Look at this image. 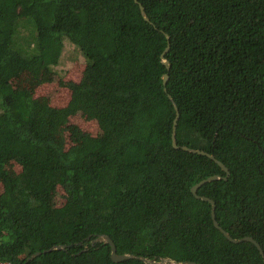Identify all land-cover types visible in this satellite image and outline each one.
<instances>
[{"label":"trees","instance_id":"16d2710c","mask_svg":"<svg viewBox=\"0 0 264 264\" xmlns=\"http://www.w3.org/2000/svg\"><path fill=\"white\" fill-rule=\"evenodd\" d=\"M66 42L86 66L57 107L36 90ZM83 110L100 131L68 144ZM213 175L198 194L264 250V0H0V264H147L103 234L153 261L264 264L193 194Z\"/></svg>","mask_w":264,"mask_h":264},{"label":"rangeland","instance_id":"374dc122","mask_svg":"<svg viewBox=\"0 0 264 264\" xmlns=\"http://www.w3.org/2000/svg\"><path fill=\"white\" fill-rule=\"evenodd\" d=\"M86 66V59L77 49V47L66 42L64 53L55 66L56 72L50 71L47 75V80L40 85L36 94H46L53 105L57 107H64L70 97L71 90L61 82H79L81 81ZM76 126L74 132L73 128ZM78 130L86 131L91 134H96L100 131L97 121L95 122L89 116V111L83 110L78 114L72 115L66 121L65 135L68 144L75 142L78 136ZM19 170V166H12ZM2 191V184L0 183V192ZM63 193L59 190L52 195V202L55 205H61L63 201Z\"/></svg>","mask_w":264,"mask_h":264},{"label":"water","instance_id":"95a60500","mask_svg":"<svg viewBox=\"0 0 264 264\" xmlns=\"http://www.w3.org/2000/svg\"><path fill=\"white\" fill-rule=\"evenodd\" d=\"M136 1H138V0H136ZM140 8H141V11H142V15L145 17V19L146 20H149V18L146 15V11H145L144 6L143 5H140ZM167 37L169 38V35L168 34H167ZM169 48H170V44H168V47L162 53L163 62L167 66L168 69H169V61L166 59L165 54L169 50ZM163 79H164V83L166 85L167 82H168V80H169V74L168 73H165L164 76H163ZM165 90H167L166 87H165ZM178 117H179V113H178L177 118L175 120V123H174V131H173V144H174L175 147H178V144H177V141H176V128H177ZM183 149H185L187 151H190V152H193V153L200 154V155H206V156L210 157L211 159H214L223 168V170L227 173V176L225 178H228L230 176V171H229L228 167H226V165L224 163H222L221 161H219L218 159H216V157L213 154L208 153V152H206L204 150L192 149V148H189L187 146H184ZM219 178H220L219 175H213V176H210V177H208L206 179L201 180L200 182H198L197 184H195L192 187L193 194L197 198L203 199L205 201H209L212 204V218H213V221H214V225L219 230H221L223 232V234L229 240H231L234 243H240V242H243V241L252 242V243H254L259 248L261 254L264 256V250H263L262 246L260 245V243L257 240L254 239V237H252V236H245V237H242V238H234V237H232L219 224V222H218V220L216 218V203H215V201L212 200V199H210L209 197L202 196V195H199L198 194V191L202 187V185H204L205 183H207L209 181L217 180ZM97 241H103V242H106V243H109L110 244V246H111V257H112V259H113L114 262H121V261L128 260V259H139V260H143L147 264H201V263H198V262H195V261H189V260L179 262V261H174V260H171V259H168V258H164L161 261H153V260H150V259H148V258H146L144 256H139V255H135V254H129V253L120 254V253L117 252V246H116L115 242L113 241V239L109 235H106V234H103L99 238L94 239L93 240V243H96ZM54 248L62 249L63 246H55V247L51 248L50 250H52ZM40 254H41V252H37V253L33 254L31 256V258H29V259L35 258L36 256H38Z\"/></svg>","mask_w":264,"mask_h":264}]
</instances>
